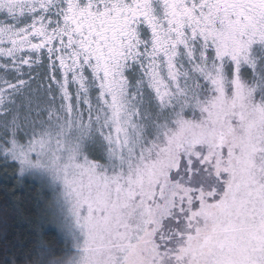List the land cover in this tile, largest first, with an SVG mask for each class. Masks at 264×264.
<instances>
[{"label": "snow or ice", "instance_id": "snow-or-ice-1", "mask_svg": "<svg viewBox=\"0 0 264 264\" xmlns=\"http://www.w3.org/2000/svg\"><path fill=\"white\" fill-rule=\"evenodd\" d=\"M0 164V264H264V0H0Z\"/></svg>", "mask_w": 264, "mask_h": 264}, {"label": "trees", "instance_id": "trees-1", "mask_svg": "<svg viewBox=\"0 0 264 264\" xmlns=\"http://www.w3.org/2000/svg\"><path fill=\"white\" fill-rule=\"evenodd\" d=\"M39 186L30 179L18 184L11 168L0 167V209L6 201L15 202L20 207L19 212L8 211L5 215L0 211V258L12 247L14 250L30 246L35 237V214L30 212L37 199L41 198ZM12 193H15L13 196ZM43 238L50 245L57 243V231L49 226L43 229Z\"/></svg>", "mask_w": 264, "mask_h": 264}, {"label": "rangeland", "instance_id": "rangeland-1", "mask_svg": "<svg viewBox=\"0 0 264 264\" xmlns=\"http://www.w3.org/2000/svg\"><path fill=\"white\" fill-rule=\"evenodd\" d=\"M0 167L1 168H4V166L2 165V164H0ZM28 179H30V178H28ZM31 180V179H30ZM37 184V183H36ZM38 186H39V184H37ZM39 188H40V186H39ZM40 193H41V195H42V190H41V188H40ZM41 195H40V197H41ZM49 227H51V226H49ZM51 228H53V229H55L54 227H51ZM56 230V229H55Z\"/></svg>", "mask_w": 264, "mask_h": 264}]
</instances>
